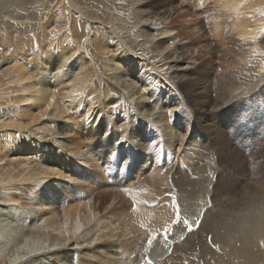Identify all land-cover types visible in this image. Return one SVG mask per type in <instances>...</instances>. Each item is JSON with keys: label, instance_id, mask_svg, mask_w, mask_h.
Segmentation results:
<instances>
[{"label": "bare ground", "instance_id": "1", "mask_svg": "<svg viewBox=\"0 0 264 264\" xmlns=\"http://www.w3.org/2000/svg\"><path fill=\"white\" fill-rule=\"evenodd\" d=\"M178 1L188 11L209 4L0 0V205L17 212L18 231L26 237L43 235L62 246L43 247L20 264L46 258L135 264L140 217L105 218L97 188L116 191L101 184L135 158L145 168L141 159L160 152L170 179L190 186L179 173L186 166L167 159L165 150L196 162L208 150L200 139L214 132L210 116L253 99L264 84V0H223L212 34L224 42L205 39L206 27L197 25L199 46L176 42L186 33L173 25ZM224 52L230 64L214 67L212 58ZM217 94L224 100L214 105ZM259 156L264 162V153ZM258 163L247 167L253 180L248 208L188 211L195 221L187 214L165 259L148 253V264H264V171ZM120 184L139 187L137 180ZM108 204L113 208L116 199ZM204 219L208 231H197ZM13 242L8 247L19 252ZM119 253L121 259L111 258ZM0 264H7L2 256Z\"/></svg>", "mask_w": 264, "mask_h": 264}, {"label": "rangeland", "instance_id": "2", "mask_svg": "<svg viewBox=\"0 0 264 264\" xmlns=\"http://www.w3.org/2000/svg\"><path fill=\"white\" fill-rule=\"evenodd\" d=\"M206 3L209 4L203 8L204 11L198 10L201 9L200 6L188 11L182 2L176 3V9L172 15L174 18L173 25L179 29H186V33L183 32L176 38L178 44L184 45L187 44V40H196V45L199 46L200 42L196 37L199 38L200 31L195 27L197 25L206 27L203 34L205 39L212 40L215 37L220 44L224 42L222 36H215L217 31L212 34V28L214 27L213 23L219 22V19H214L213 16L221 14L219 12L224 10L225 3L223 0H206ZM185 11L186 14L175 18L177 12L185 13ZM161 26L162 24L159 25V27ZM224 54L222 57L212 58L214 67L225 68L230 64V54L226 52ZM192 63L197 62L193 60ZM219 94L213 101L214 105H219L224 100V97ZM252 98L244 101V103H232L229 108L222 109L218 115L210 116V123L213 124L214 132L211 137L200 139L206 143L204 146H207L209 151L204 150L196 162H193L187 153L182 155L179 151L172 154L169 149L165 150L167 155L165 152L163 155L167 159L176 158L181 166H186V170L179 173L184 174L190 180V186L186 184V187H182L170 179V170L167 168L169 166L159 162L162 155L160 152L157 155L148 156L145 161L141 159L145 168L140 167V162L136 158L129 162L128 159L125 160L128 163L119 167V171L115 170L116 172L114 171L109 179L101 184L104 188L113 187L116 191L97 188L100 193L99 196L102 197L98 203L101 206H98V210L104 214L105 218L108 215H117V213L118 217L122 219L124 217L132 218V213L134 218L135 216L140 217L136 223L142 232L140 234L141 239L137 238L135 264H148L147 260L149 259L145 257L148 253L153 260L163 261L165 259V256L163 257L164 252L170 241L177 240L181 236L185 216L189 214L188 211L192 210L197 213L198 210H206L207 214H210L218 210H244L249 207L251 198L247 187L252 185L253 180L246 173L247 167L252 164L255 166L254 164L261 161L263 164L258 163L256 167L259 171H264V162L259 156L260 152L264 153V84L257 90V95ZM211 145L215 148L216 157H214ZM195 167L196 172H193ZM131 180L139 181V187H123L120 184V181L126 183ZM192 181L197 182L192 183ZM112 197L116 199V206L114 205L113 208L108 204ZM0 208V256L7 261V264H20L23 260L25 262L27 261L25 259L43 247L53 246L55 250L62 247L57 241L47 239L43 235L36 238L29 237V239L18 231L19 217L17 212L1 205ZM249 210H252V207ZM189 215L190 222H192L194 214ZM205 221L207 219L201 222L197 231H208L207 226L203 225ZM167 225H171L172 230H167ZM156 228H160V231L151 235L152 230ZM146 238H148L147 242ZM45 239L47 241H44ZM13 241L17 243L19 252L10 246L8 247V244L14 243ZM5 254L6 256H4ZM111 258L114 260L121 259L122 253L111 254ZM67 259V256L64 257L65 261ZM42 261H35L34 263L59 264L50 258Z\"/></svg>", "mask_w": 264, "mask_h": 264}]
</instances>
